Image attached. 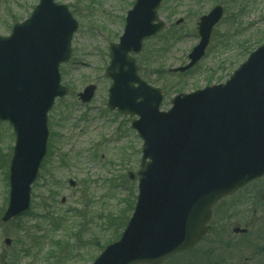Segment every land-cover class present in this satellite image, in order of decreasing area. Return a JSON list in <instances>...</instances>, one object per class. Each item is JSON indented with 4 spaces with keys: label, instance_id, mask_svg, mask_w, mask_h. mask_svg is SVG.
Returning a JSON list of instances; mask_svg holds the SVG:
<instances>
[{
    "label": "rangeland",
    "instance_id": "1",
    "mask_svg": "<svg viewBox=\"0 0 264 264\" xmlns=\"http://www.w3.org/2000/svg\"><path fill=\"white\" fill-rule=\"evenodd\" d=\"M53 1L65 5L78 23L71 59L60 66L68 94L48 114L47 155L31 186L30 214L0 224V264H91L120 237L137 196L142 141L130 127L134 116L106 107L110 80L104 77L108 45L118 42L135 0ZM37 3L0 0V37L9 36ZM215 5L224 12L204 57L184 73H169L189 62L199 41L197 22ZM157 13L163 31L133 56L139 77L161 90V111L178 94L224 83L264 43V0H164ZM88 85L95 93L82 104L77 94ZM14 141L11 126L0 122V217L8 201ZM42 217L48 222L39 224L34 237L40 239L30 246L23 229ZM209 225L195 249L164 264H264V177L221 200ZM235 227L247 233L233 234Z\"/></svg>",
    "mask_w": 264,
    "mask_h": 264
},
{
    "label": "water",
    "instance_id": "2",
    "mask_svg": "<svg viewBox=\"0 0 264 264\" xmlns=\"http://www.w3.org/2000/svg\"><path fill=\"white\" fill-rule=\"evenodd\" d=\"M161 1L136 0L123 35L109 45L107 108L137 117L131 128L142 140L141 165L133 213L119 240L92 264H162L191 250L209 230L211 208L264 176V44L224 84L179 94L160 111L163 95L137 75L130 54H139L143 41L163 29L156 15ZM222 14L217 6L200 17L189 63L170 72L184 73L201 60ZM76 30L66 6L39 0L27 20L0 37V121L15 135L2 223L29 209L46 154L47 114L56 98L67 95L59 66L70 59ZM94 91L85 87L79 100L89 103Z\"/></svg>",
    "mask_w": 264,
    "mask_h": 264
},
{
    "label": "trees",
    "instance_id": "3",
    "mask_svg": "<svg viewBox=\"0 0 264 264\" xmlns=\"http://www.w3.org/2000/svg\"><path fill=\"white\" fill-rule=\"evenodd\" d=\"M6 177H7V174H6ZM30 214V212H27L25 213L24 216H28ZM40 219V220H38ZM36 218V221H37V224H34V225H30L29 227H26L25 229H23V232H24V242L27 241L28 243H30L29 245H33V244H37V240L40 239L38 237H34V235H36L37 232H40L39 230V224H43L45 222H48L47 219H45L44 217L42 218ZM18 220V219H17ZM52 224V223H51ZM31 232H34L33 235L31 234ZM34 238H37V239H34ZM26 252V251H25Z\"/></svg>",
    "mask_w": 264,
    "mask_h": 264
},
{
    "label": "flooded vegetation",
    "instance_id": "4",
    "mask_svg": "<svg viewBox=\"0 0 264 264\" xmlns=\"http://www.w3.org/2000/svg\"><path fill=\"white\" fill-rule=\"evenodd\" d=\"M247 233V232H246Z\"/></svg>",
    "mask_w": 264,
    "mask_h": 264
}]
</instances>
